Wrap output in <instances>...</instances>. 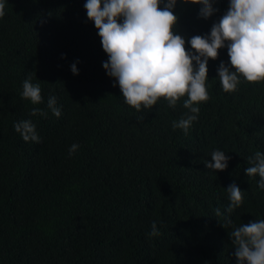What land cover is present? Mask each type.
I'll use <instances>...</instances> for the list:
<instances>
[{
    "label": "trees",
    "instance_id": "1",
    "mask_svg": "<svg viewBox=\"0 0 264 264\" xmlns=\"http://www.w3.org/2000/svg\"><path fill=\"white\" fill-rule=\"evenodd\" d=\"M84 3L6 0L0 18V264H236L228 232L264 219V189L245 172L247 158L264 152V82L242 79L223 91L217 68L229 57L220 49L209 59L198 120L187 134L174 130L187 97L175 108L164 98L140 111L127 105L103 67L108 56ZM201 7L178 0L173 10L186 50L229 0H214L207 19ZM29 76L41 85L39 105L20 95ZM51 95L59 118L46 107ZM34 107L48 115L32 116ZM24 119L40 143L14 130ZM217 148L231 159L215 172L205 162ZM232 183L243 200L224 227L216 209L229 204ZM153 221L160 235L149 237Z\"/></svg>",
    "mask_w": 264,
    "mask_h": 264
},
{
    "label": "clouds",
    "instance_id": "2",
    "mask_svg": "<svg viewBox=\"0 0 264 264\" xmlns=\"http://www.w3.org/2000/svg\"><path fill=\"white\" fill-rule=\"evenodd\" d=\"M184 2L202 5L199 15L205 19L216 11L214 0ZM5 3L6 0H0V18L5 15ZM177 3L178 0H85L83 7L107 53L103 67L114 78L113 86L118 84L124 102L140 111L152 108L164 98L169 107L175 108L186 96L183 107L188 111L174 120L172 127L187 134L199 118V104L209 99L208 63L218 57L220 49L226 47L229 57L228 63L221 61L217 68L223 91L237 90L242 79L264 82V0H229L227 11L213 23L210 33L192 36L187 50L185 38L174 31L178 16L173 10ZM71 71L79 74L77 63L71 64ZM41 91L40 83H33L29 76L22 82L20 95L39 105L43 102ZM46 107L57 118L62 115L55 95L48 97ZM31 115L46 117L48 112L34 107ZM14 130L25 142H41L31 119L15 122ZM78 148L73 143L69 156ZM210 156L211 160L205 162L209 170L223 171L229 167L231 157L225 151L217 148ZM247 160L250 166L245 169L246 174L251 178L258 176V187L264 189V152L256 151ZM226 191L229 204L223 212L216 209V216L224 217V227L233 225L231 213L241 205L244 192L236 183ZM151 228L149 237L160 235L156 221ZM228 235L236 264H264V219L233 225Z\"/></svg>",
    "mask_w": 264,
    "mask_h": 264
}]
</instances>
